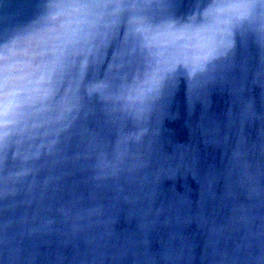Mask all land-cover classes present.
<instances>
[{"label":"clouds","instance_id":"clouds-1","mask_svg":"<svg viewBox=\"0 0 264 264\" xmlns=\"http://www.w3.org/2000/svg\"><path fill=\"white\" fill-rule=\"evenodd\" d=\"M35 7L26 19L6 22L0 36V198L6 211L36 203V219L55 223L49 218L53 202L59 203L62 182L76 170L90 172L97 187L136 172L148 180L160 126L181 82L192 105L211 85L230 84L240 106L233 167H243L233 173L234 185L249 197L261 193L257 176L241 165L244 127L256 113L244 95V78L231 73L238 46L252 40L261 52L254 79L264 78V0H40ZM164 163L151 173L157 180L179 170ZM206 184L211 188L213 180ZM75 203V197L70 205L59 203L58 211L72 221L65 236L82 230L78 222L85 217ZM100 216L102 207L89 210L90 225L107 223L94 219ZM246 221V207L234 204L231 223ZM12 223L4 224L6 259L34 264L36 254L26 256L17 236L8 235ZM149 224L145 218L141 227ZM21 226L20 236L37 231L26 216ZM193 249L191 241L181 238L177 246L173 237L165 264H190ZM216 255L219 264L239 259ZM143 259L155 264L156 258L145 252Z\"/></svg>","mask_w":264,"mask_h":264},{"label":"water","instance_id":"water-1","mask_svg":"<svg viewBox=\"0 0 264 264\" xmlns=\"http://www.w3.org/2000/svg\"><path fill=\"white\" fill-rule=\"evenodd\" d=\"M38 2L0 0V36L6 22L31 16L37 11ZM260 55L252 40L247 47L239 45L237 66L231 73L244 78V95L253 102L256 113L244 127L247 147L241 165L246 164L257 176L259 195L249 197L245 187L234 185L233 173L243 171V167H233L240 106L230 84L211 85L207 97L192 105L187 84L181 82L160 126L157 154L148 170V180H143L144 172H136L128 180H108L102 182L104 187H97L100 182H93L90 172L76 170L62 182L59 203L70 205L75 197L74 210L85 217L78 222L82 230L75 236L64 235L72 221L58 211L59 203L53 202L49 215L55 223L46 225L43 217H35L39 211L36 203L6 211L5 201L0 198V264H9L6 220L13 221L8 235L17 236L26 249L24 254H36L34 264H145V252L156 258L155 264H165L163 256L173 237L177 246L181 238L194 245L190 264H219L216 253L223 252L239 257L236 264H264V78L254 79L255 69L261 66ZM241 66L249 70L243 72ZM232 111L236 116L230 114ZM214 126L216 130L212 131ZM165 159L166 169L170 163L173 168L179 166V170L175 176L165 172L157 180L151 173ZM193 161L191 168L186 166ZM208 178L213 180L211 188L206 184ZM234 204L246 207V222L231 223ZM96 207H102L103 216L94 219L107 223L90 225L89 210ZM25 216L37 231L20 236ZM178 216L182 218L179 223ZM201 216L207 222H202ZM145 218L150 221L148 229L141 227ZM213 226H224V230L212 232Z\"/></svg>","mask_w":264,"mask_h":264}]
</instances>
